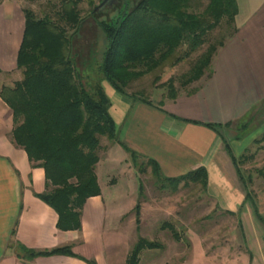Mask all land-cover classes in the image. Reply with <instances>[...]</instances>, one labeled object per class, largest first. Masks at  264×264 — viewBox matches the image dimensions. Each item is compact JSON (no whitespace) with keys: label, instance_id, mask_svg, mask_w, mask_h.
<instances>
[{"label":"crops","instance_id":"obj_1","mask_svg":"<svg viewBox=\"0 0 264 264\" xmlns=\"http://www.w3.org/2000/svg\"><path fill=\"white\" fill-rule=\"evenodd\" d=\"M32 1L0 0V88L22 79L17 54L25 29L24 9L32 8ZM234 25L235 33L225 39L213 56L211 74L206 73L184 91H178L175 99L165 93L158 103L147 104L123 95L126 107H118L102 87L111 102L109 112L119 139L143 160L154 159L164 177H177L205 167L207 191L227 214L240 217L244 237L246 232H255L250 217L260 223L263 232L264 224L246 198L226 144L236 154V142L240 140L236 137L246 135L241 134L245 130L242 126L247 123L249 127L256 118L263 119L260 114L264 113V0H237ZM192 89L195 90L189 93ZM251 120L253 124L249 123ZM12 129V110L0 96V264H126L139 237L154 240L144 232L148 228L142 224V208L139 221L137 214L129 219L133 208L118 209L116 194L111 189L103 190L97 169L103 166L104 150L99 152L95 169L101 193L85 202L80 228H59L57 211L39 197L47 190L45 170L31 162L26 151L13 142ZM113 148L129 153L117 142L108 146L106 153ZM109 183L113 189L115 186ZM228 184L231 187L226 190ZM213 187L223 195L218 196ZM175 241H180V235ZM69 245L76 255L58 253L29 258L22 250V246L46 251ZM164 248L165 245L157 249ZM255 251L248 250L250 261ZM156 263L157 260L150 262Z\"/></svg>","mask_w":264,"mask_h":264},{"label":"trees","instance_id":"obj_2","mask_svg":"<svg viewBox=\"0 0 264 264\" xmlns=\"http://www.w3.org/2000/svg\"><path fill=\"white\" fill-rule=\"evenodd\" d=\"M82 1L60 0L57 19L49 14L38 17L32 8L24 9L25 29L17 54L22 79L12 86L0 88V96L13 114L12 140L26 151L31 162L44 168L47 190L39 197L57 211V225L66 230L80 228L85 202L101 193L95 169L99 152L103 149V138L119 143L130 153L133 164L141 169L143 166L139 163L141 155L119 139L115 120L109 112L111 102L102 85H96L92 91L80 80L69 30L76 32L80 26L79 4ZM118 2L121 7L116 16L98 20L108 40L101 71L116 91L134 101L153 104L143 90L128 93L127 87L133 80L155 70L175 55L182 45H186V49L174 63L188 59L207 42L208 34L224 23L229 29L226 36L218 42H208L189 70L181 75L180 83L187 87L206 73L211 74L213 56L225 39L236 31L237 0H208L201 13L190 10L192 0H137L132 6L130 0ZM101 12L103 10L92 15ZM160 85L167 89L166 97H177L179 90L173 77ZM247 126L246 123L242 129ZM242 137L237 136L236 139ZM263 140L264 133L255 141ZM226 148L246 190V198L252 204L257 219L264 224L258 204L248 189L252 175H246L242 168L247 156L236 155L230 145L226 144ZM145 162L154 176L172 184L173 189H178L181 183H196L207 189L208 172L205 167L169 178L163 176L154 159L148 158ZM259 172L263 174L264 169ZM140 206L139 202L135 207L137 221ZM162 227L179 239L172 223L164 222ZM163 247L162 242L141 236L131 249L126 264H139V254L144 249ZM22 250L29 258L58 253L76 255L70 245L46 251L22 246ZM89 263L95 264L94 261Z\"/></svg>","mask_w":264,"mask_h":264},{"label":"rangeland","instance_id":"obj_3","mask_svg":"<svg viewBox=\"0 0 264 264\" xmlns=\"http://www.w3.org/2000/svg\"><path fill=\"white\" fill-rule=\"evenodd\" d=\"M90 1L92 4L88 0H83L79 4L82 20L78 30L76 32L69 30L80 80L88 90L92 91L96 85L101 84L110 94L112 103L118 107H126L122 102L125 94L115 91L101 71L108 40L98 25V20L116 16L121 3L117 2L111 8L107 7L103 12L92 15V8L101 0ZM130 1L132 6L137 0ZM207 3L208 0H192L190 10L201 13ZM31 7L38 17L49 14L57 19L56 12L60 9V0H33ZM228 31L223 23L222 27L208 34L207 42L188 59L175 64V58L186 49V45H182L175 55L162 65L133 80L127 87L128 93L143 90L149 99L158 103L167 90L160 84L171 77L175 80L176 88L184 91L186 87L180 83L181 75L189 70L198 55L205 50L208 42L215 40L218 42ZM260 115L262 120L256 118L254 124L252 120L249 121L253 125L241 131V134L246 133V135L236 142L235 151L238 156L241 154L247 156L242 168L246 175H252L248 189L264 219V173L259 172L264 169V140L255 141L264 133V113ZM112 144L113 142L108 139H102L105 148L102 149L103 153L101 152L103 166L98 167L97 171L103 190L107 192L111 189L116 194L118 209L126 211L133 208L128 215L129 219L135 218L137 211L135 207L140 202V205L142 204L140 208L145 213L142 224L148 228L145 229L146 231L143 229L144 232L165 245L163 250H143L140 254V264L142 262L150 264L153 260H157L156 264H264V237H261L264 232L257 220L250 217L249 222L254 225L255 232H246L242 237L239 227L240 217L227 214L207 189L196 183L187 186L181 184L178 189H173L172 184L164 183L154 176L151 167L147 166L142 158L139 160V163H143L141 169L139 165L133 164L131 155L124 150L115 151L113 148L114 150L106 153V149ZM110 181L115 186L113 189L110 187ZM141 185L142 189H140ZM229 187L231 186L228 184L226 190ZM215 189L213 191H216ZM217 190L218 196L223 195L222 191ZM231 196L234 198L233 194ZM221 202L224 200L222 199ZM164 222L175 226L180 241H175L169 229L162 228ZM249 249L256 250L252 261H250Z\"/></svg>","mask_w":264,"mask_h":264},{"label":"water","instance_id":"obj_4","mask_svg":"<svg viewBox=\"0 0 264 264\" xmlns=\"http://www.w3.org/2000/svg\"><path fill=\"white\" fill-rule=\"evenodd\" d=\"M118 2V0H101L99 4H97L92 13L98 12V11H102L105 8L109 7L111 8L113 5H115Z\"/></svg>","mask_w":264,"mask_h":264}]
</instances>
